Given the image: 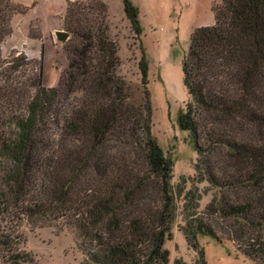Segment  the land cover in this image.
I'll return each instance as SVG.
<instances>
[{
	"label": "trees",
	"instance_id": "trees-1",
	"mask_svg": "<svg viewBox=\"0 0 264 264\" xmlns=\"http://www.w3.org/2000/svg\"><path fill=\"white\" fill-rule=\"evenodd\" d=\"M121 2L139 37L138 8ZM211 10L213 24L189 35L181 66L189 99L176 118L210 200L199 210L187 197L180 230L200 264L199 236L231 241L264 264V0H217ZM17 12L0 0V264H34L17 248V227L36 220L72 230L79 264H169L177 205L172 161L151 132L145 50L136 102L116 73L106 5L67 0V65L46 87L42 62L1 51Z\"/></svg>",
	"mask_w": 264,
	"mask_h": 264
},
{
	"label": "rangeland",
	"instance_id": "rangeland-1",
	"mask_svg": "<svg viewBox=\"0 0 264 264\" xmlns=\"http://www.w3.org/2000/svg\"><path fill=\"white\" fill-rule=\"evenodd\" d=\"M39 1V9L45 13L50 12L48 5H52L55 13L61 8L58 2L64 4L65 9L67 5V0H12L20 12L11 19V33L1 42V51L6 56L11 52L22 53L30 61L42 62L43 68L45 63L49 76L57 70L60 77L67 65L63 44L69 34L66 32L65 41H58L54 36L56 47L51 48L50 57L43 47L41 35L35 38L40 31L39 19L34 14L29 15ZM92 1L106 5L109 35L117 45L119 57L116 73L130 84L136 102L142 98L137 67L140 46L145 50L149 64L146 87L152 107L151 132L172 161L171 182L177 205L173 237L164 246L169 251V264L175 259L186 264H200L196 251L188 246L180 227L188 209L187 197L193 195L202 210L210 200V193L206 191L207 183L203 178L195 180L196 153L188 141L187 132L179 129L176 118L189 99L181 70L189 35L196 27L213 24L211 8L217 0H131L139 11L142 27L139 37L134 36L124 16L121 0ZM61 19L60 30H63ZM43 85L49 87L44 80ZM17 233L20 236L17 248L30 253L34 264H79L83 258L72 230L57 221H21ZM198 241L204 249L205 264H254L231 241L224 240L219 244L206 236H199Z\"/></svg>",
	"mask_w": 264,
	"mask_h": 264
},
{
	"label": "crops",
	"instance_id": "crops-1",
	"mask_svg": "<svg viewBox=\"0 0 264 264\" xmlns=\"http://www.w3.org/2000/svg\"><path fill=\"white\" fill-rule=\"evenodd\" d=\"M40 3L41 2L39 1L38 4L33 8V11H32L33 13H29V15L31 16V14H34V15H36V18L39 19L41 41L43 43L44 49L45 48L47 49L48 54L51 57V53H52L51 48L56 47V45L54 44L56 42V40L54 39V36H55L54 33L56 31H60V29H61L60 28V18L63 14L64 9H65V5L58 2L59 3L58 5H61L60 6L61 8L57 13L54 12L52 5H48L50 12L45 13L44 11H41L39 9ZM34 12H36V13H34ZM47 40H49L50 45H48ZM48 48H49V50H48ZM46 61L48 63V59ZM45 66H46V64L44 63L43 80L47 81V86L54 87L58 83L59 73L56 70L54 73H52L51 76H49V71H47V68H45Z\"/></svg>",
	"mask_w": 264,
	"mask_h": 264
},
{
	"label": "water",
	"instance_id": "water-1",
	"mask_svg": "<svg viewBox=\"0 0 264 264\" xmlns=\"http://www.w3.org/2000/svg\"><path fill=\"white\" fill-rule=\"evenodd\" d=\"M54 34L58 41H65L68 37V34L63 30L56 31Z\"/></svg>",
	"mask_w": 264,
	"mask_h": 264
}]
</instances>
